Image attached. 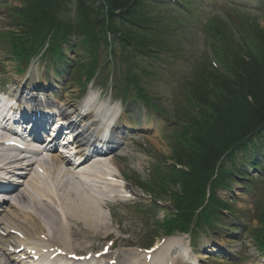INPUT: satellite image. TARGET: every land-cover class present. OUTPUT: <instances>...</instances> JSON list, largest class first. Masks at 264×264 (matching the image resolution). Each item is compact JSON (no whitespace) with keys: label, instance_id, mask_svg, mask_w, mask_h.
I'll return each mask as SVG.
<instances>
[{"label":"trees","instance_id":"trees-1","mask_svg":"<svg viewBox=\"0 0 264 264\" xmlns=\"http://www.w3.org/2000/svg\"><path fill=\"white\" fill-rule=\"evenodd\" d=\"M62 1L68 7L66 0H24L20 7H14L15 18L8 20L12 28L0 34L4 44L12 47L8 53L13 58L28 61L49 37L52 51L60 50L62 43L70 44L77 37L75 49L81 55L78 69L80 73L85 70L92 74L97 50L108 45L109 33L122 37L127 44L123 51L128 53L129 45L138 44L145 49V44L155 39L160 41L156 48L172 51L165 31L157 23L159 19L149 14L156 12L157 3L152 0H77L76 20L65 15L67 8L62 10ZM134 22L142 27L152 26L156 32L145 34L132 25ZM246 26L253 29L246 37L224 20L210 22L208 26L209 35L223 38L224 46L218 56L229 76L205 62L204 67L187 77L190 87L186 91L189 89L192 94L190 109L194 112L182 134L184 146H177L175 153L178 164L185 166L186 171L174 167L161 173L156 170L162 193L171 191L168 185L178 187L171 191L176 204L173 208L178 214L166 223L169 233L176 229L187 232L197 214L199 226L218 223L223 213L231 210L230 204L218 196V189L230 187L236 154L244 152L254 159L264 152V49L252 50L246 45H264V30L251 23ZM238 41L243 45H236ZM54 55L60 59L59 51ZM128 57L132 60L134 55L130 53ZM128 67V72L139 78V72ZM258 220L263 229L264 212ZM253 232L263 242L264 230Z\"/></svg>","mask_w":264,"mask_h":264},{"label":"rangeland","instance_id":"rangeland-1","mask_svg":"<svg viewBox=\"0 0 264 264\" xmlns=\"http://www.w3.org/2000/svg\"><path fill=\"white\" fill-rule=\"evenodd\" d=\"M19 1L20 0H0V30H3L7 27V23L5 21L2 25L3 18L5 16L4 14L6 13V11L8 12L9 9L12 10V7L14 8V6H20L21 4L19 3ZM258 1L259 0H232L233 3L239 6L244 5L242 8V12L245 16L242 17L245 25L251 23L253 26L257 27V25L259 26V24L261 23L264 28L263 19H261L255 11L251 12L253 8L255 9L259 7L257 4ZM190 5L192 6L191 10L195 12V8L197 6L192 4ZM214 5L215 6L212 7L214 8L213 10H199L197 13H194L193 16L187 15L185 12L176 13L175 11H170L168 13L170 17H164L163 15H160L158 11L149 12L154 17L161 18L163 21V25L161 27L164 29L168 28L169 31L167 33L173 35L172 36L169 34H165V38L169 41L171 40L175 47V49H173L177 53V59H172L170 61V65L172 66H170L169 63L168 66L172 67V69L178 73L180 78L182 73L188 75V73H186L185 71L188 70V66H190V64H192V66H198L200 64V55L201 52L206 50L204 48L205 41L207 39L204 33L203 25L208 23L211 19H216V17H219V19H225V17L223 16L224 9L222 1L216 0ZM227 16L229 18L225 20L238 26V20L233 14L228 12ZM244 24L242 25V29L245 27ZM260 29L262 30V28ZM1 47L5 48L3 46ZM67 55L70 60L74 59L75 57L72 49L68 50ZM104 55L105 54L103 51L100 56L101 62L103 61ZM0 58V91H3L7 98L11 95H14L13 93L16 88L15 84L18 82V80L22 79L25 80V82L34 81L38 84L50 85L48 86V89H50V92H54V94L53 96L52 94H48V96L51 98L53 97L57 102L59 101L62 103L70 101L75 105L80 104V98H78L80 89L78 87H74L76 79L75 77H73V74H70V70L73 67L71 61L69 63V66L66 64L64 65L65 67L63 70V74L57 76V78H54V74L51 71H45L44 68L46 66V63L39 59L32 65L30 69L31 71H29L28 74L21 76L17 74L18 71L16 65L14 62L10 61V58H5L4 56H1ZM186 63H188V65ZM118 71L119 69L117 70V72ZM157 76L162 78L163 80L148 81L145 84L147 87L150 86L152 91L156 95L160 96L159 103H162H160V105H162L164 108L165 106L172 108V106H174L172 104V100L175 97L174 93L177 85L170 83L172 79L169 78V73L166 70H164L163 73L158 72ZM44 79L48 81L47 84L44 82ZM174 81L175 83H177V79ZM92 90L95 96L101 97L102 103H105L106 101V104H108V102H110L111 98L108 96L110 94L108 83L102 88L99 86L94 87V89ZM117 95L119 94L117 93ZM119 96L120 99H122L124 111H126L127 108H132L130 107L131 103H128L127 106H124L126 99L123 94H120ZM111 103L114 104V100H111ZM116 105H118V103L114 104L113 107H115ZM142 110H138L136 107H133V109L130 111L131 113H133V116L127 117L129 119L126 126L129 127V125L131 124L134 129L139 128L136 129L139 131V134L141 133L143 127L149 128V130L154 129V131L144 132V134H140V136L137 133H133L137 135V142L129 145L127 149L130 151L128 153V157L119 158V160H117L118 164L112 162V165L116 168L118 167V169L120 168L123 172L124 178L127 179V181L135 187L134 189L136 190L137 196H134L131 201H120L119 204L110 203L107 204L108 206H106L102 203L103 211L105 212V215L108 216L107 225H110L112 227L110 231L105 230L103 232H111L113 233V235L100 242L93 241V243H90V245H93V247H90V249H85L90 245L85 246V244H87V241L83 239L79 242L74 243L75 245H79V243H82V248L76 252L78 254H87L90 252L96 254L99 253L104 246H108L113 243V256L117 257L120 263H122L123 260H130V255H134V253L136 251H139V249H144L150 243H154V241L157 240L156 237L157 235H159L158 233H161L159 231H162L158 228L156 229L155 225L153 224L155 213L154 210L150 213L145 211L140 212L137 207L150 201V194L142 186L143 183H145L156 187V185L152 181V179H155L153 171L154 167L152 165L156 161L155 164L162 166V163L170 157L171 151L168 148L167 144L172 140V137H170L169 135L172 134L173 130L165 131L161 125L163 123V120L157 114L150 110L149 111L151 113H149L146 109ZM145 116L148 118V122H145L146 125L139 126L140 124H142V122L138 121V118L142 117V120L144 121ZM160 125L161 127H159ZM262 166L264 168V164H262ZM250 176L254 177V179L257 180V178L255 177L256 175ZM258 182L259 189L255 187H253L252 189L253 191H255V194L252 193L253 191L250 193L245 192L244 190H242L241 186L235 184L233 186L234 193L232 194L230 192L228 194L227 191L224 190L220 191V196L224 200L234 202V204L231 205L232 212L236 213L239 216L241 215L243 221H245L246 226H260L259 221H257V216L259 215V211L261 212L264 206L260 208V206L257 205L259 202H261L260 198L264 196V175L259 178ZM239 184L244 186L241 183ZM95 185L96 186L92 185L93 194L99 193L102 195V199L106 200V195H104L103 193L112 190V188L106 185V189H104L101 187L102 184L99 185L95 183ZM26 186V183L22 185L23 188H28ZM238 186L241 189H239L237 193V189L235 188H239ZM57 192L62 193V191ZM235 194H238V197H236ZM233 195L235 197H233ZM157 199L160 200L163 204L165 203V205L170 208L172 204L171 199H168V197L166 196L164 198L157 196ZM256 209H258V212ZM12 210L16 211L14 208H12L11 211ZM155 214L158 216L159 220H162L164 218V212L162 211H159ZM56 222L58 223L59 220H57ZM217 233L220 236L219 239L221 238L220 241H217L213 238L214 234L212 238L206 237V235L203 234L199 242L197 243V246L199 245L197 251H199V249L206 251L207 257L216 259L219 264H239V262L244 260V258L239 259L240 257H242V254L247 256V261L253 262V256L263 254L259 252L257 246L254 245V242H252L250 239H247V241H245L244 236L242 235L240 236V238L228 236L226 230H219L217 231ZM162 239L163 238H158V240ZM190 239V237L186 238V244H188V240ZM214 242H217V244L221 245L222 249L226 251L229 250V253L231 254L230 257H225V259H228V261H224L222 258L219 259L220 255L209 253V251L212 250V247L210 246H215ZM206 244L208 245L206 246ZM58 246L63 248V245L60 242H58ZM71 247L75 249L76 246L72 245ZM214 248L215 250L219 249L218 247ZM201 255L204 256L203 254ZM231 260L232 263L230 262ZM4 262V253L0 251V264H3ZM211 264H214V260Z\"/></svg>","mask_w":264,"mask_h":264},{"label":"bare ground","instance_id":"bare-ground-1","mask_svg":"<svg viewBox=\"0 0 264 264\" xmlns=\"http://www.w3.org/2000/svg\"><path fill=\"white\" fill-rule=\"evenodd\" d=\"M16 84L18 90L16 96L28 103L32 102L35 106L40 102L45 104L48 111L50 110L53 113L46 120L47 126H50L56 117L57 121H59L60 129L66 126V129L70 131V137L74 139L78 149L83 148L87 142L100 136L98 127L106 128L108 126L107 128L110 131L113 130L114 135L107 143L110 147H114L120 142L119 138L122 129L120 127L115 129L112 126L116 114L111 110H107L104 105H101L98 109L92 108L89 111V109L85 110L88 104L75 106L69 101L56 102L54 104L50 103L47 97H37L44 90L43 85L39 86L31 81L25 82V80L18 81ZM22 111L26 114L24 115L26 118L37 117L38 115L35 109L28 108ZM120 146L122 145L120 144ZM9 159L0 155V165L4 166L2 170L0 169L2 171L0 173V181L9 183L11 174H17L22 176L18 183H27V187L30 188H23L14 184L11 189L3 187L5 191L9 190L11 192L10 197L12 199L18 201L17 205L13 202L9 204V201H7L8 206L4 205L0 208V227L3 226V230L8 233L7 235L15 233L17 236H10V238L9 236L7 238L0 236V248L6 251L9 257L18 258L23 253H19L22 248L31 249V251H36L37 249L40 254L47 257L50 255L49 250L55 249L58 242L63 245L64 250L74 254L82 248V243H79V245L74 243L82 239L87 241V244H85L87 246L93 241L100 242L113 235L111 232H106L107 235L103 232L105 230L110 231L112 227L107 225L108 216L105 215L102 208V195L99 193L98 196L94 195L90 189L86 188L88 185H85V182L81 183V181L87 180L91 176L97 181L102 179L104 183H115L117 189L120 190L119 193H133L131 186L124 183L123 174L120 170L117 168L114 170L105 168L95 174L91 168H88L85 171L77 172L75 175H66L71 176L73 179H80V183L84 187L80 189L79 187H74L70 180L63 185L58 184L57 179L62 174L60 172L61 164L56 163L57 166L54 170L39 166L37 170L41 169L49 175L50 190L48 181L41 184L34 179L35 176L33 178L29 176L33 167L29 165L22 166V159ZM57 191H62V193H57ZM7 207L14 208L16 211H11ZM57 220H59L58 223L56 222ZM183 241V238L180 237L171 238L166 240L165 244H157L156 248L147 254L136 251L134 255H130L131 260H128L129 262L124 261L121 264H167L170 259L168 254L177 245L182 247L181 254L178 256L181 257L182 252H185V248L182 245ZM72 245L76 246V250L71 247ZM90 247H93V245L85 249H90ZM14 254L15 256H13ZM107 254L108 252H106ZM183 257L181 260L177 259L174 264H185Z\"/></svg>","mask_w":264,"mask_h":264}]
</instances>
